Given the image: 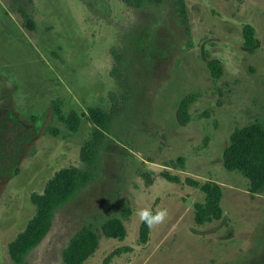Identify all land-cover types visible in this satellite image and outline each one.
<instances>
[{
  "label": "rangeland",
  "instance_id": "1",
  "mask_svg": "<svg viewBox=\"0 0 264 264\" xmlns=\"http://www.w3.org/2000/svg\"><path fill=\"white\" fill-rule=\"evenodd\" d=\"M183 2L184 12L180 0H0V264H15L8 244L36 214L32 194L81 166L89 108L113 114L93 178L58 209L25 264H62L84 226L99 236L84 264H264V191L250 193L222 162L236 128L264 125V0ZM245 24L256 29L253 51ZM211 59L224 67L217 81ZM190 93L198 98L183 124L177 105ZM72 109L82 115L76 134L59 117ZM186 176L222 185L221 220L195 223L204 194ZM145 208L168 216L142 244L136 212ZM114 218L125 224L122 240L103 232Z\"/></svg>",
  "mask_w": 264,
  "mask_h": 264
},
{
  "label": "trees",
  "instance_id": "2",
  "mask_svg": "<svg viewBox=\"0 0 264 264\" xmlns=\"http://www.w3.org/2000/svg\"><path fill=\"white\" fill-rule=\"evenodd\" d=\"M162 0H126L128 5L140 7L145 3L159 4ZM183 12L184 2L180 0ZM26 26L30 29L34 24L25 14ZM244 46L253 51L257 45L256 29L252 24H245L242 30ZM207 67L214 81L220 79L224 73L223 65L217 60H208ZM197 93L184 96L177 105L178 120L188 124L192 120L191 105L197 100ZM60 119L66 124L71 134L78 133L82 115L76 109L70 110L66 115L59 112ZM88 117L94 126L93 135L81 150V166H69L57 171L48 181L42 194L34 193L31 202L36 206V214L27 223L23 231L17 234L8 244V252L15 264H25L30 252L34 250L49 233L56 212L64 204L71 201L77 193L93 178L94 171L99 161V150L105 133L109 127L113 114L103 108H89ZM179 164L184 168L185 159L179 158ZM223 166L231 172L241 173L249 180V191L259 194L264 191V125L252 123L245 127L236 128L230 136L228 145L222 154ZM161 176L173 183H181V178L163 171ZM184 182L198 188L204 194L203 201L194 204V221L197 225H205L219 221L224 216L221 206L223 198L222 185L216 181H202L192 176H186ZM154 211V210H152ZM151 229L141 222L139 239L142 244L149 241ZM106 236L116 239H124L127 235L125 224L122 220L114 218L103 226ZM99 246L97 232L84 226L70 239L63 251L62 264H84L96 252ZM122 250H116L110 254L106 261L120 255Z\"/></svg>",
  "mask_w": 264,
  "mask_h": 264
},
{
  "label": "clouds",
  "instance_id": "3",
  "mask_svg": "<svg viewBox=\"0 0 264 264\" xmlns=\"http://www.w3.org/2000/svg\"><path fill=\"white\" fill-rule=\"evenodd\" d=\"M136 215L149 228L163 224L168 216L167 209L152 211L149 209H138Z\"/></svg>",
  "mask_w": 264,
  "mask_h": 264
}]
</instances>
